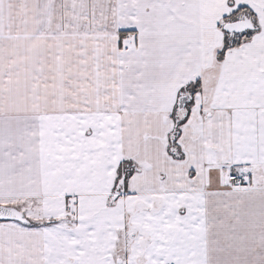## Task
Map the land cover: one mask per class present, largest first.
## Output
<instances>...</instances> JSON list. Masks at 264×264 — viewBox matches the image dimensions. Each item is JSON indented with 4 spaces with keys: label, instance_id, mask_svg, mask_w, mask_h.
<instances>
[{
    "label": "snow or ice",
    "instance_id": "6c2138e0",
    "mask_svg": "<svg viewBox=\"0 0 264 264\" xmlns=\"http://www.w3.org/2000/svg\"><path fill=\"white\" fill-rule=\"evenodd\" d=\"M0 264H264V0H0Z\"/></svg>",
    "mask_w": 264,
    "mask_h": 264
}]
</instances>
